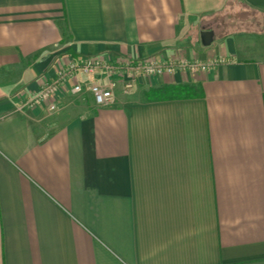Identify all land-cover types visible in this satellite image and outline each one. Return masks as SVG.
Here are the masks:
<instances>
[{
    "label": "crops",
    "instance_id": "1",
    "mask_svg": "<svg viewBox=\"0 0 264 264\" xmlns=\"http://www.w3.org/2000/svg\"><path fill=\"white\" fill-rule=\"evenodd\" d=\"M97 56L225 62L22 107ZM0 264H264V0H0Z\"/></svg>",
    "mask_w": 264,
    "mask_h": 264
},
{
    "label": "built area",
    "instance_id": "2",
    "mask_svg": "<svg viewBox=\"0 0 264 264\" xmlns=\"http://www.w3.org/2000/svg\"><path fill=\"white\" fill-rule=\"evenodd\" d=\"M222 62H225V59L200 62L186 59H181L180 61H159L157 59L124 58L114 61L106 56L82 57L71 60L60 68L56 77L45 82L38 91L31 94L22 107L35 108L47 105L49 111H56L58 109L57 98L63 87L69 85V79L76 81L71 87L74 94H82L84 92L78 80L79 73H83L86 76L89 82L88 90L96 104L108 106L116 102L119 86H122L123 92L128 94L141 77L174 73L178 70L209 71ZM99 70H102L105 74L108 80L107 84L101 83L95 77Z\"/></svg>",
    "mask_w": 264,
    "mask_h": 264
},
{
    "label": "water",
    "instance_id": "3",
    "mask_svg": "<svg viewBox=\"0 0 264 264\" xmlns=\"http://www.w3.org/2000/svg\"><path fill=\"white\" fill-rule=\"evenodd\" d=\"M213 35L212 31H204L202 33V41L205 45H210L213 42Z\"/></svg>",
    "mask_w": 264,
    "mask_h": 264
},
{
    "label": "trees",
    "instance_id": "4",
    "mask_svg": "<svg viewBox=\"0 0 264 264\" xmlns=\"http://www.w3.org/2000/svg\"><path fill=\"white\" fill-rule=\"evenodd\" d=\"M178 89L179 88H176V87L166 88L165 93L170 94V95H176V94H178L177 93ZM185 91H187V90H185Z\"/></svg>",
    "mask_w": 264,
    "mask_h": 264
}]
</instances>
